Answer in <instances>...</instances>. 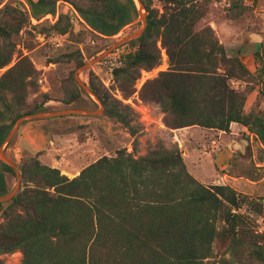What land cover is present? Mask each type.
<instances>
[{
	"label": "trees",
	"instance_id": "trees-1",
	"mask_svg": "<svg viewBox=\"0 0 264 264\" xmlns=\"http://www.w3.org/2000/svg\"><path fill=\"white\" fill-rule=\"evenodd\" d=\"M24 1L28 10L13 3L0 7V68L12 61L15 34L41 24H34L33 18L39 21L58 12V0ZM68 1L101 37L118 34L140 17L135 0ZM142 1L147 28L131 40L137 49L122 54L114 73L130 77L134 84L142 70L161 64L160 40L169 68L148 79L140 97L161 105L164 124L170 129L199 125L229 132L231 123L238 122L264 145V116L245 113L246 92L231 83L244 77L247 67L227 55L210 24L201 26L211 0H159L162 11L154 0ZM63 17L67 15L61 14L52 26L59 28ZM256 57L264 62V42ZM75 58L81 66L86 63L81 52ZM36 73L32 61L23 56L0 74V147L21 116L47 109L48 100L25 107ZM90 87L101 97L94 84ZM102 100L106 113L132 136L143 130L130 105L115 98ZM238 140L245 143L241 136ZM238 151L242 152L241 144ZM39 153L20 164L22 184L16 196L0 203V256L21 250L19 264H206L219 241L226 247L224 254L231 255L220 264L264 261V234L239 211L249 194L228 184L202 183L188 170L177 143L171 148L158 143L141 156L119 150L73 178L44 164ZM6 172L14 169L0 160V196L9 192ZM219 219L225 220L222 228L217 226ZM240 246L246 257L238 258Z\"/></svg>",
	"mask_w": 264,
	"mask_h": 264
},
{
	"label": "rangeland",
	"instance_id": "rangeland-1",
	"mask_svg": "<svg viewBox=\"0 0 264 264\" xmlns=\"http://www.w3.org/2000/svg\"><path fill=\"white\" fill-rule=\"evenodd\" d=\"M7 3H13L23 10L29 9L24 0H2L0 7ZM154 6L162 11L159 0H154ZM208 6L201 26L210 24L219 41L225 46L227 55L240 60L243 58L246 63L243 64L249 71L244 77L231 80L234 87H240L246 92L245 113L264 116V62L256 57V52L261 49L264 42V0H211L208 1ZM57 10L58 16L54 15L50 19V16L46 15L39 21L33 18L34 24H41L37 27L29 26L30 31L22 30L13 36L14 56L8 65L0 68V74L15 65L23 56H27L36 67L37 73L33 87H29L28 90L26 109H32L37 103L48 100L46 112L75 108L100 110L97 114L79 113L25 120L13 138L10 141L6 140L1 146L18 169L20 170V164L28 156L34 155L36 153L34 150L37 149L40 152L39 159L44 164L59 168L63 174L73 178L87 165L102 156H116L119 150L141 156L146 155L158 143L167 148L179 144L177 130L168 128L163 122L164 113L161 105L140 97L143 84L148 79L158 76L160 71L169 68L167 51L165 54L162 53L161 64L150 71L142 70L140 78L134 84L130 77L117 76L114 73V68L121 65L122 54L137 49V44H130L131 41L86 68L80 69L81 65L75 58L78 52H81L86 62L92 60L122 38L141 28L143 25L141 17L124 27L118 34L101 37L91 31L70 1L58 0ZM240 10L242 11L238 14ZM61 14L67 17H63L59 28L53 27L52 24L57 22ZM60 28H67V32L62 33ZM158 45L164 48L160 40ZM100 49L103 50L95 54ZM21 68L26 70L25 65ZM76 77L89 86L94 84L101 97L96 93V96L88 93L80 86ZM73 95L76 96L74 101L67 103ZM102 97L109 100L115 98L130 105L139 115L140 122L144 124L143 130L132 136L121 121L106 113L105 105L101 110V104H104ZM34 126L44 128L48 139L43 141ZM236 130L239 133L237 136L243 137L245 143L242 144V152L234 154L225 169L218 166L212 139H217L215 148L218 150L227 147V134L221 138L218 133L206 141L208 146L206 161L192 160L187 148L180 144L179 146L188 170L205 185L228 184L238 192L249 194L248 203L239 211L248 216L256 232L264 234V145L249 130L242 131L237 127ZM26 131L30 132L28 138H32L36 143L37 148L33 150L34 152L31 150L32 146L24 139ZM216 132L220 131L216 129ZM49 137L52 142H49ZM211 151L213 156L210 154ZM0 160L4 161L1 155ZM5 176L11 191L17 185V174L14 170V173L6 172ZM224 224L223 219L217 222L218 228H222ZM221 246L219 241L214 243L213 254L206 259V264H220L223 257H231L230 253L224 254L226 247ZM243 247L238 248V258L246 257ZM22 258L21 250L0 256L4 264H19ZM233 261L237 263L236 258ZM253 264H264V261L254 260Z\"/></svg>",
	"mask_w": 264,
	"mask_h": 264
},
{
	"label": "crops",
	"instance_id": "crops-1",
	"mask_svg": "<svg viewBox=\"0 0 264 264\" xmlns=\"http://www.w3.org/2000/svg\"><path fill=\"white\" fill-rule=\"evenodd\" d=\"M36 127L35 130L37 129V132L39 135V137L41 138H45L48 139V136L45 134L46 131L44 128L42 127H38V126H34ZM236 127L238 129H241L242 131H248V128L246 126H244L243 124H240L238 122H232L230 125V129L235 128V130H231L229 133L224 131V130H219L220 132H216L215 128H208V127H202L199 125H193V126H187V127H183V128H179L176 129L177 134V140L178 143L182 146V147H186L187 148V152L188 154L191 155L192 160H202L206 161L208 159V151L207 148L208 146L206 145V141L209 140V138H212L214 136H216L218 133L220 134V137L222 138V136L224 134L228 135V143H227V147H222L218 150H216V142L217 139H212V144L215 145L213 146L214 148V152L216 155V159L218 161V166H220L221 168L225 169L226 168V164L227 162H229L230 158L235 154H238V150H239V146L240 144L242 145L243 142L241 140H238L239 133H237L236 131ZM30 131V129H29ZM29 131H26V135L24 136V139H26L27 143H29L32 148L31 150L33 151L34 149L37 148V146L35 145V141L32 140V138H28L30 133ZM49 142H52V140L49 137ZM234 142H237V144L234 146ZM35 147V148H34ZM36 153L38 152V150H34ZM33 151V152H34ZM236 151V153H235ZM207 153V154H206ZM210 154L213 156L212 151L210 152ZM209 154V155H210ZM203 183V182H202Z\"/></svg>",
	"mask_w": 264,
	"mask_h": 264
},
{
	"label": "water",
	"instance_id": "water-1",
	"mask_svg": "<svg viewBox=\"0 0 264 264\" xmlns=\"http://www.w3.org/2000/svg\"><path fill=\"white\" fill-rule=\"evenodd\" d=\"M135 1H136L137 5L139 6L140 10H145V12H142V11L140 12V17H141V20L143 22L142 27L137 29L136 31L132 32L131 34L127 35L126 37L122 38L121 40L116 42L113 46H111L107 50L103 51L102 53H100L98 56H96L92 60L86 62L84 65H82L80 67V69L86 68L89 65L100 61L106 55L112 53L115 49H118L119 47L130 42L131 40L140 37L145 32V30L147 28L146 7H145V4L142 0H135ZM241 60L243 61L244 64H246L244 62L243 58H241ZM76 79H77V77H76ZM77 81L80 84V86L82 88H84L88 93L96 96L95 92L92 90V88L86 82L79 80V79H77ZM101 106H102V108H101V110H102L104 108V104H101ZM99 110L75 108V109L55 110V111H49V112L41 111V112H35V113L23 115L16 121L13 128L9 132L6 140L10 141L13 138V136L16 134V132L18 131V129L20 128L22 123L29 118H33V119L54 118V117H62V116H66V115H73V114H79V113L97 114L99 112ZM0 155L2 156L4 161L6 163H8L15 170V172L17 174V185H16V187L13 190L9 191L8 193L0 196V203H3V202L9 201L12 198H14L16 196V194L19 192V190L21 188V184H22V175H21V172L18 169L16 163L6 154V152L4 151V149L2 147H0Z\"/></svg>",
	"mask_w": 264,
	"mask_h": 264
},
{
	"label": "built area",
	"instance_id": "built-area-1",
	"mask_svg": "<svg viewBox=\"0 0 264 264\" xmlns=\"http://www.w3.org/2000/svg\"><path fill=\"white\" fill-rule=\"evenodd\" d=\"M48 16H50V19H52V17H54V15H52V14H49ZM56 16H58V12H57V14L55 15V17ZM162 53H166V50L164 49V48H162Z\"/></svg>",
	"mask_w": 264,
	"mask_h": 264
},
{
	"label": "flooded vegetation",
	"instance_id": "flooded-vegetation-1",
	"mask_svg": "<svg viewBox=\"0 0 264 264\" xmlns=\"http://www.w3.org/2000/svg\"><path fill=\"white\" fill-rule=\"evenodd\" d=\"M41 139L43 140V139H45V138H42V137H41ZM43 141H44V140H43Z\"/></svg>",
	"mask_w": 264,
	"mask_h": 264
}]
</instances>
